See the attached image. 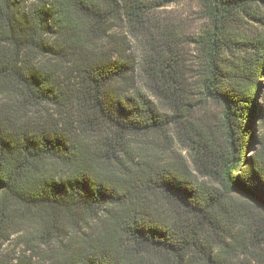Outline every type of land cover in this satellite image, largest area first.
<instances>
[{"label": "trees", "instance_id": "16d2710c", "mask_svg": "<svg viewBox=\"0 0 264 264\" xmlns=\"http://www.w3.org/2000/svg\"><path fill=\"white\" fill-rule=\"evenodd\" d=\"M200 1L207 24L186 58L180 28L152 24L151 0H0L14 51L0 88L22 105L0 114V242L26 220L60 244L54 264H264V0ZM118 21L142 38L137 54L111 33ZM24 49L47 59L24 70ZM189 76L220 107L223 140ZM42 105L54 120L20 124ZM132 138L166 145L135 153Z\"/></svg>", "mask_w": 264, "mask_h": 264}, {"label": "rangeland", "instance_id": "374dc122", "mask_svg": "<svg viewBox=\"0 0 264 264\" xmlns=\"http://www.w3.org/2000/svg\"><path fill=\"white\" fill-rule=\"evenodd\" d=\"M35 0H26V5H32ZM160 1V0H159ZM162 1V0H161ZM153 9L150 11V20L154 27H172L174 31L179 34L180 28V40L181 49L183 50L186 58H192L194 54V45L191 43V39L194 38L198 32H200L207 24V19L205 15V9L201 5L200 0H175L168 2L163 5H155L157 0H151ZM255 10L258 13L264 14V7L255 6ZM246 26L249 30H255L256 27L252 23H247ZM111 33L115 37L121 46L128 50L132 54H137L139 50L143 47V40L138 34L137 30L128 26L125 22H116L111 30ZM158 33V32H157ZM1 34V33H0ZM179 38V37H178ZM14 54L13 48L5 42L2 38L0 39V59H5ZM11 55V56H12ZM20 66L26 69V66L33 67V65L41 64L47 58L45 56H37L36 53L30 52L28 50H22L19 55ZM189 67H194L193 63H188ZM22 69V70H23ZM136 83H140L142 77L139 73H135ZM189 82L192 85L191 92L194 98L203 103V108L208 111L213 117L214 123L218 126V137L223 140L224 132L221 128L220 121V107L214 103L206 101L202 98L200 94V87L198 86V80L194 76L188 77ZM264 91V77L260 78L259 93L256 97L261 99L260 102H264L262 99L261 92ZM20 96L16 95L14 92L9 93L6 89L0 88V114H2V119L5 117H11L12 112L19 113L21 111ZM26 115H23V119L19 120L20 124H31L38 118L40 119H51L55 118V107L51 105H42L38 108L29 107L23 109ZM255 132L258 133L260 139L263 140L264 135V123L259 122ZM133 143L132 149L136 153L147 152L153 155L162 151L166 144L152 143L148 140H142L140 138H132ZM259 146L257 141L253 147L248 148L246 154L250 151L255 150ZM179 149V154L185 155L184 151ZM164 150V149H163ZM161 154V153H160ZM197 181L210 182L207 176H204L196 171L193 172ZM236 195L233 192H230ZM251 213L255 214L254 210ZM37 223L34 221L19 220V223L14 224L9 233L6 234L5 238L0 242V258L12 259V260H26L32 264H54V259L58 254L59 243L56 242L54 245H46L37 237L36 235Z\"/></svg>", "mask_w": 264, "mask_h": 264}, {"label": "snow or ice", "instance_id": "6c2138e0", "mask_svg": "<svg viewBox=\"0 0 264 264\" xmlns=\"http://www.w3.org/2000/svg\"><path fill=\"white\" fill-rule=\"evenodd\" d=\"M257 103L259 104L261 110H264V102H260L259 99H257Z\"/></svg>", "mask_w": 264, "mask_h": 264}]
</instances>
